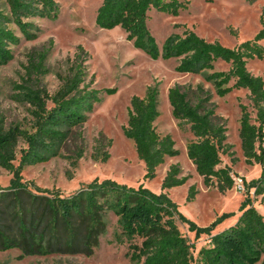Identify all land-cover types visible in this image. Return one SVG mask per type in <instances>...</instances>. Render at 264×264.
<instances>
[{
    "label": "trees",
    "instance_id": "16d2710c",
    "mask_svg": "<svg viewBox=\"0 0 264 264\" xmlns=\"http://www.w3.org/2000/svg\"><path fill=\"white\" fill-rule=\"evenodd\" d=\"M4 3L8 9L0 5V66L13 59L12 46L19 44L22 37H38L40 27L31 18L55 19L59 11L57 0ZM184 6L183 0H103L96 12V25L121 26L127 38L154 59L177 58L178 72L202 75L218 96L233 89L249 91L254 116L246 104L240 103L239 136L246 162L260 163L262 170L257 178L243 179L248 196L237 220L213 233L221 217L208 226H198L177 211L165 191L156 193L143 183L135 186L111 178H95L73 193L62 195L24 181L25 166L61 156L70 141H76L75 147L65 156L77 166L85 152L82 127L101 100L100 93L114 90H99L92 86L93 78L87 81L90 54L78 45L73 57L67 59L66 72L57 73L60 85L51 93L44 81L50 71L47 59L54 44L50 39L28 52L22 81L14 84L12 98L27 105L31 116L25 127L8 124L0 112V167L12 174L10 184L0 187V251L18 249V258L50 254L91 256L107 231L112 213L120 227L115 240L128 243L127 256L132 264H264V215L250 195L253 190L264 203V78L247 66L248 60L264 57V27L234 47L209 41L190 28L182 33L172 32L159 46L148 26L149 10L177 14ZM219 61L228 63L229 68L215 69ZM158 94L157 81L147 87L144 96H132L128 121L123 126L124 135L133 140L138 157L145 164V179H153L166 157L179 153L173 137L157 131ZM168 98L179 126L188 124L194 136L187 143V155L204 185L220 192L231 189L235 182L232 170L220 164L223 153H232V144L227 141L226 119L216 112L213 92L202 82L175 83L168 90ZM21 141L25 146L17 156ZM111 144L112 139L101 132L95 138L92 158L107 161ZM188 178L181 175L180 165L173 163L162 180V189L182 185ZM196 193L195 185H191L187 201L194 200ZM178 221L189 223L196 238L202 234L210 236L208 245L200 247L196 256L194 242L180 230Z\"/></svg>",
    "mask_w": 264,
    "mask_h": 264
},
{
    "label": "rangeland",
    "instance_id": "374dc122",
    "mask_svg": "<svg viewBox=\"0 0 264 264\" xmlns=\"http://www.w3.org/2000/svg\"><path fill=\"white\" fill-rule=\"evenodd\" d=\"M57 1L59 3L57 17L31 18L30 20L40 27L38 37L33 40L22 37L19 44L12 46L13 59L0 66V112L5 115L7 123L25 127L31 118L27 105L12 98L14 84L22 81L28 52L47 44L50 39H53L54 44L47 59L50 71L44 76V81L51 93L60 85L57 73L66 72L67 59L73 57L78 45L84 46L90 54L87 61V81L93 78V87L99 90L105 88L114 90L100 93L101 100L95 104L82 127L85 152L76 167L65 156L75 147L76 141H70L63 148L61 156L25 166L22 171L23 180L31 186L35 185L62 195L73 193L95 178H111L135 186L143 183L156 193L165 191L176 204L177 211L198 226H208L221 217L213 233L233 224L248 195L245 189L239 190L236 185L225 192H220L214 186L204 185L203 178L187 155V143L194 136L188 124L180 127L173 117L168 90L175 83L195 85L202 82L213 92V101L217 105L216 112L226 119L227 141L232 144V153L221 155L220 166H229L234 177L248 181L259 177L262 170L260 163L246 162L239 136L240 103L246 104L254 116L249 91L244 88L233 89L223 97L218 96L213 86L205 81L202 75L178 72L177 58L154 59L145 50L137 48L133 41L127 38L126 31L121 26L113 28L97 26L96 12L103 0ZM183 1L186 2V6L180 8L177 14L155 8L149 10L148 26L159 46H162L172 32L182 33L186 28H190L209 41L217 40L226 46L234 47L253 38L259 29L264 27V0ZM0 5L8 9L4 0H0ZM12 27L21 36L19 29L15 25ZM261 43L264 45V40ZM247 66L253 74L264 78V57L248 60ZM228 68L229 64L223 61L215 65L217 70ZM157 81L160 115L155 125L161 135L170 134L173 137L179 153L166 157L165 162L157 168L153 179H145V164L138 157L133 140L124 135L123 126L128 121L132 96H144L147 87ZM101 132L112 139L109 147L110 157L105 162L96 161L91 156L95 138ZM23 146L25 143L21 141L17 156ZM15 162L17 163V160ZM173 163H178L181 175H188L189 178L182 185L163 190L162 180ZM11 178L12 174L0 167V187L8 186ZM191 185H195L197 193L194 200L187 201ZM250 195L253 204L264 215L261 196H256L253 190ZM108 220L107 231L101 236L100 245L91 256L50 254L18 258L20 251L10 249L0 251V264H132L127 256L128 243H118L115 240V232H120L117 217L109 213ZM178 224L180 230L194 242L193 253L196 256L200 247L208 245L210 236L202 234L196 238V233L190 230L189 223L178 221Z\"/></svg>",
    "mask_w": 264,
    "mask_h": 264
},
{
    "label": "built area",
    "instance_id": "2783aa9c",
    "mask_svg": "<svg viewBox=\"0 0 264 264\" xmlns=\"http://www.w3.org/2000/svg\"><path fill=\"white\" fill-rule=\"evenodd\" d=\"M234 181H235L234 185H236L239 190L245 189L244 182H243V179L241 177H234Z\"/></svg>",
    "mask_w": 264,
    "mask_h": 264
}]
</instances>
